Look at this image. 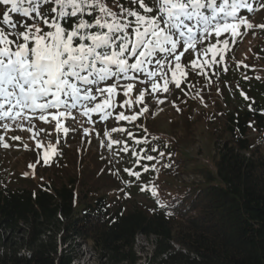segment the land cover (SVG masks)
I'll return each instance as SVG.
<instances>
[{"label":"trees","instance_id":"1","mask_svg":"<svg viewBox=\"0 0 264 264\" xmlns=\"http://www.w3.org/2000/svg\"><path fill=\"white\" fill-rule=\"evenodd\" d=\"M262 1L248 0L254 9ZM5 11L0 4V19ZM256 53L264 59V46ZM234 55L222 74L237 71L241 103L212 129L217 146L190 162L165 144L169 188L147 191L142 206L115 203L79 174L63 176L57 168L25 186L0 174V264H77L84 243L101 264H139V235L153 247L147 264H264V83L242 74ZM243 87L251 98L241 95Z\"/></svg>","mask_w":264,"mask_h":264},{"label":"snow or ice","instance_id":"2","mask_svg":"<svg viewBox=\"0 0 264 264\" xmlns=\"http://www.w3.org/2000/svg\"><path fill=\"white\" fill-rule=\"evenodd\" d=\"M0 4L6 6L0 19V121L27 120L31 125L33 117L49 123L51 116L56 130L65 133L69 129L62 120L75 121L74 111L82 110L85 116L100 112L105 119L110 115L107 109L117 106L116 95L123 92L128 97L140 76L145 87L139 91V103L161 87L167 92L170 82L179 87L178 75L186 78L180 63L183 53L191 49L197 58L205 55L208 49L198 50L197 44L213 33L216 43L228 48L229 39L219 37L229 33L234 43L241 26L253 27L238 16L239 10L254 11L248 0H0ZM12 13L25 19L14 21ZM189 63L198 66L196 60ZM99 97L103 99L97 102ZM147 111L145 106L131 117L121 111L117 119L135 120ZM11 123H3V128L10 129ZM105 135L109 147L121 143L110 133ZM3 146L9 147L6 142ZM44 159L47 163V152ZM130 175L139 178V173ZM152 193L156 194L155 187Z\"/></svg>","mask_w":264,"mask_h":264},{"label":"rangeland","instance_id":"3","mask_svg":"<svg viewBox=\"0 0 264 264\" xmlns=\"http://www.w3.org/2000/svg\"><path fill=\"white\" fill-rule=\"evenodd\" d=\"M262 3L264 0L252 12L239 11L238 16L246 17L253 27L241 26V35L236 37L234 43L229 33H223L219 37L220 41L229 39L228 48L217 44L213 33L208 40L197 44L198 50L208 49L205 55L197 58L191 49L183 53L180 63L186 78H179V87L170 82L167 92L161 87L151 95L146 94L143 103H139V91L145 87L142 83L145 78L140 76L128 97L123 92L116 95L117 106L107 109L110 115L105 119H101L103 114L100 112L85 116L82 110L73 112L75 121L63 119V126L69 129L67 133L56 130V121L51 116L48 117L49 123L33 117L31 125L27 120H18L17 123L0 121V137L3 138L0 141V174L7 176L8 172L11 175L10 181L25 186L36 184L53 174V169L57 168L63 171V176L79 174L85 184L96 192L98 190V193L108 195L115 203L125 199L128 205L137 203L142 206L147 203V191L153 189L148 187L149 183L156 184V193L162 194L163 188H169L168 181L171 178L165 171L167 150L164 145H171L170 151H174V157H184L190 162L207 158L217 146L212 129L224 121L226 110L240 107L236 89L241 88L242 84L233 81L237 79V71L230 70L227 75L222 74V70L228 66V57L236 54L233 56L235 62H242L240 72L264 83V59L256 53L259 46H264V38L261 37L264 31V27H261L264 25ZM212 45L215 47H211ZM192 60H196L197 67L193 68L189 63ZM168 76L171 77V72ZM107 83L110 85L113 80ZM147 88L151 93L150 84ZM240 93L247 98L252 97L247 87H243ZM102 99L103 97H99L97 102ZM159 100L164 102L159 103ZM125 101H131V104ZM121 104L123 107L119 106ZM145 106L148 111L137 115L135 120L117 119L121 111L131 117L139 114ZM6 122L11 123L8 130L3 128V123ZM114 128L125 131H112ZM105 133H110L111 139L121 143L109 147V136ZM5 142L9 147L3 146ZM125 147L128 151L123 150ZM45 152L48 153L47 163L44 159ZM160 153L164 155L161 156ZM149 155L154 159H146ZM157 160L163 163L157 164L158 167L152 174L150 167ZM54 163H61V166H54ZM130 172L139 173V178L130 175ZM152 248V244L144 236H138L137 250L144 255L139 264H147L146 257H150ZM78 251L77 264H101L89 244H82Z\"/></svg>","mask_w":264,"mask_h":264}]
</instances>
